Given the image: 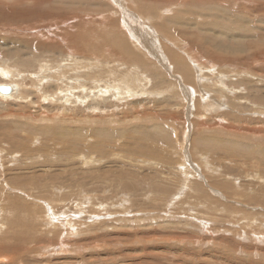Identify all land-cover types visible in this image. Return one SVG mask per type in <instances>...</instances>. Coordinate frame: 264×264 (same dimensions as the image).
<instances>
[{
	"label": "rangeland",
	"instance_id": "rangeland-1",
	"mask_svg": "<svg viewBox=\"0 0 264 264\" xmlns=\"http://www.w3.org/2000/svg\"><path fill=\"white\" fill-rule=\"evenodd\" d=\"M0 71V264H264V0H0Z\"/></svg>",
	"mask_w": 264,
	"mask_h": 264
},
{
	"label": "bare ground",
	"instance_id": "bare-ground-1",
	"mask_svg": "<svg viewBox=\"0 0 264 264\" xmlns=\"http://www.w3.org/2000/svg\"><path fill=\"white\" fill-rule=\"evenodd\" d=\"M143 43H145V42H143ZM148 44V43H147ZM152 44V43H151ZM147 47V46H146ZM151 48H153L152 46H151ZM176 48V47H175ZM148 50H150V49H148ZM167 53H169L170 54V56L169 57H172V60H174L173 61V63H176V64H178V63H180V62H183L184 61V59L182 60V58H177V56H176V54H175V52L174 53H172V52H170V50L167 48ZM230 51V50H229ZM0 75L3 77V79H7V74H6V72L5 71H3V72H1L0 71ZM143 80V79H142ZM141 80V81H142ZM41 81V80H40ZM133 82H135V81H133ZM196 83V82H195ZM145 84V83H144ZM138 85V84H137ZM8 88V92L7 93H2V91H3V88ZM199 87V86H198ZM186 88V87H185ZM122 91H121V90ZM130 86L128 85V84H123V83H120V85H118L117 87H116V90H115V95H118V94H126V95H128L129 94V92H130ZM0 95L3 97V98H11V97H13V95H15L16 94V92H17V89L13 86V85H11V84H1L0 85ZM195 90H197V87H196V89ZM124 91V92H123ZM68 92V91H67ZM70 93V92H69ZM119 96V95H118ZM207 110V109H206Z\"/></svg>",
	"mask_w": 264,
	"mask_h": 264
},
{
	"label": "water",
	"instance_id": "water-1",
	"mask_svg": "<svg viewBox=\"0 0 264 264\" xmlns=\"http://www.w3.org/2000/svg\"><path fill=\"white\" fill-rule=\"evenodd\" d=\"M1 91V90H0ZM8 92V88L6 87V88H3V91H2V93H7Z\"/></svg>",
	"mask_w": 264,
	"mask_h": 264
}]
</instances>
